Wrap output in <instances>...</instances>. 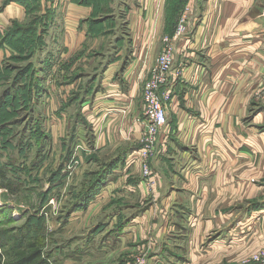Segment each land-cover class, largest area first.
I'll use <instances>...</instances> for the list:
<instances>
[{
	"label": "crops",
	"instance_id": "0c3cea01",
	"mask_svg": "<svg viewBox=\"0 0 264 264\" xmlns=\"http://www.w3.org/2000/svg\"><path fill=\"white\" fill-rule=\"evenodd\" d=\"M57 5L68 18L62 73L67 67L69 73L80 68L97 75L79 103L93 132L91 152L104 157L127 152L89 206L97 216L115 218L122 207L131 215L116 239L124 249H112L120 258L114 264L138 254L148 264H245L264 250V0H93L87 5L59 0ZM118 6L125 34L110 31L115 45L106 28L118 22ZM54 7L48 0L52 23ZM22 9L7 5L0 19L19 21L25 18ZM108 9L110 20L98 22ZM182 16L186 30L177 35ZM108 41L114 56L102 67ZM166 43L171 72L157 95L167 122L157 129L146 179L131 157L146 146L144 89ZM176 71L179 77L173 76ZM80 84V79L63 84L67 99ZM185 217L193 223L177 222Z\"/></svg>",
	"mask_w": 264,
	"mask_h": 264
},
{
	"label": "rangeland",
	"instance_id": "374dc122",
	"mask_svg": "<svg viewBox=\"0 0 264 264\" xmlns=\"http://www.w3.org/2000/svg\"><path fill=\"white\" fill-rule=\"evenodd\" d=\"M33 1L41 9L40 15H45L48 0ZM12 3L23 8L25 18L10 23L0 19V118L6 119L0 123V254L3 259L13 258L33 242L41 247L48 264L117 263L119 251L115 253L112 249L117 246L116 239L121 234L119 227L127 226L131 215L124 212L125 208L122 213L121 206V213L117 214L120 217L116 216V219L97 216L92 207L89 209L91 202L83 209L74 203L79 184L86 175L91 178L89 172L98 170L100 163L92 160L89 165L85 159L93 154L91 125L87 121L80 124L74 121L77 107H64L68 95L64 93L67 86L62 82L59 59L68 18L60 11L59 0H54L57 21L49 25L45 47L29 57V49L18 52L20 47L5 43V40H13L16 25V28L25 27L29 21L26 6L16 0H1L0 13ZM122 11L121 6L115 7L118 22L106 28L109 41L115 45L111 39L113 33H118L115 30L119 29V35L125 34L124 27L119 25ZM111 12L112 9H108L104 18H111ZM42 30L39 28L38 32ZM124 40L127 46L128 42ZM109 41L102 49L105 54L102 67L114 56ZM15 43L19 46L18 41ZM49 56L51 66H46ZM29 73L36 87L30 106L26 95ZM131 160L140 164L143 174L139 155L134 154ZM255 189L263 191L262 188ZM260 199H264V195ZM69 202L73 204L72 208L68 207ZM116 208L110 207L106 211L114 212ZM133 212L137 214L136 210ZM189 221L193 223L188 217L177 218L181 225H188ZM237 221L240 219L232 221L233 227H237ZM166 223L168 225L169 220H165ZM120 249L124 247L117 246V250ZM255 255L246 258L245 264H249L248 260H251L250 264H256ZM112 257L114 259L110 261ZM138 258H144L148 264L143 254L131 256L126 264H135Z\"/></svg>",
	"mask_w": 264,
	"mask_h": 264
},
{
	"label": "trees",
	"instance_id": "16d2710c",
	"mask_svg": "<svg viewBox=\"0 0 264 264\" xmlns=\"http://www.w3.org/2000/svg\"><path fill=\"white\" fill-rule=\"evenodd\" d=\"M16 1L20 2L23 6H26L29 16L28 25L18 28H16L18 26L16 25L13 40H5V43L9 44L10 46L20 47L18 52H23L25 49H29V57H32L33 55L31 53L35 54L37 50H40L41 48L43 49L45 47L44 39L46 38V34H48V28L50 23H52L53 21L54 15L50 10H46L45 15H40L41 9L36 6V3L33 0ZM76 1L80 4L85 5L93 3V0ZM108 20H110V18H104L103 20L97 21L105 22ZM90 26H93V21H90ZM39 28H42L43 30L41 32H38ZM39 34H41V36H38ZM16 41L19 42V46H16ZM117 43L118 41L116 42V45ZM50 59H52L51 56ZM45 65L51 66L48 59L45 61ZM30 75L31 74L29 73L30 78L28 80L26 88V95L28 99L27 102L29 106L31 105V103H33L32 100L36 88L34 85V80L31 79ZM61 78L63 84H70L78 79L81 80V84L79 85L78 89L71 93V96L68 98L67 104L64 107H77L78 110L74 116V121H76L78 124L86 122L81 112V106L79 105V103L84 99L85 95L89 93L88 89L93 81H95V79L97 78V75H88L83 69L80 68L73 73H69L68 68L66 67V71L61 76ZM5 120L6 119L4 117H1L0 123L4 122ZM126 156L127 152L124 154L119 153L117 156H108L102 159H99L96 154L85 156V159L89 163V165H91V163L95 160L94 162L100 163V167L98 170L92 171V173L89 172V176H91V178L87 177L86 175L82 184H79V188L76 191L77 198H75L74 200V203L78 204L79 209L85 208L95 198V196L100 192L105 183L108 181V178L112 174V170L120 163H123ZM6 188H8L7 184ZM68 207L72 208L73 204L69 202ZM121 228L122 227H119V229ZM0 264H48V261L45 259L42 253V249L41 247H39L38 243L34 244L32 242L30 244H27L25 249L21 253L15 255L13 258L3 259V255L0 254Z\"/></svg>",
	"mask_w": 264,
	"mask_h": 264
},
{
	"label": "built area",
	"instance_id": "2783aa9c",
	"mask_svg": "<svg viewBox=\"0 0 264 264\" xmlns=\"http://www.w3.org/2000/svg\"><path fill=\"white\" fill-rule=\"evenodd\" d=\"M186 30L185 27V17L182 16L176 34H183ZM171 72V47L168 43L162 53L158 56L156 60L155 67L152 70L151 79L147 82L144 89V108L143 115L146 117V123L144 126L145 134V149L138 153L141 163L143 162V175L145 178L150 177L151 171L148 166V158L151 154L153 145L156 142L157 129L166 125V107L163 99L161 100L157 95V90L161 84L166 80V77ZM179 71L173 73L174 77L180 76ZM261 91L264 98V74L261 76ZM169 93L165 95V101L168 100ZM254 262L256 264H264V250L258 252L254 256ZM145 259L138 258L135 264H145Z\"/></svg>",
	"mask_w": 264,
	"mask_h": 264
}]
</instances>
